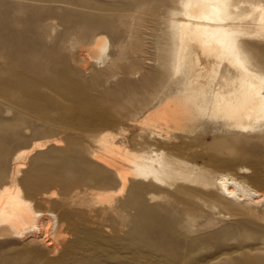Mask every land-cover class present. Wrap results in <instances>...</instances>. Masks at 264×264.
Wrapping results in <instances>:
<instances>
[{
    "label": "rangeland",
    "instance_id": "374dc122",
    "mask_svg": "<svg viewBox=\"0 0 264 264\" xmlns=\"http://www.w3.org/2000/svg\"><path fill=\"white\" fill-rule=\"evenodd\" d=\"M178 7L179 0H0V189L16 187L51 220L53 243L35 231L21 243L0 228V264H264V231L190 181L194 164L201 181L246 168L247 185L264 195V135L243 136L211 118L177 131L156 118L162 141L140 130L182 84L170 75L167 29ZM97 32L108 42L103 52L92 46ZM102 135L190 165L178 168L166 193L146 182L115 193L114 172L92 159L104 152Z\"/></svg>",
    "mask_w": 264,
    "mask_h": 264
},
{
    "label": "bare ground",
    "instance_id": "6f19581e",
    "mask_svg": "<svg viewBox=\"0 0 264 264\" xmlns=\"http://www.w3.org/2000/svg\"><path fill=\"white\" fill-rule=\"evenodd\" d=\"M167 29L172 46L170 75L182 84L175 94L165 96L157 111L140 122V130L149 138L162 141L156 118L170 131L171 124L177 131L183 123L194 125L211 118L243 136L264 135V66H260L264 65V0H179L178 9L169 14ZM92 38L94 49L103 52L107 48L103 32L92 34ZM249 40L257 43L250 44ZM97 142L104 152H94L92 159L99 167L114 172L118 183L115 193H121L129 182L132 185L146 182L166 193L161 188L175 184L183 173L178 168L190 165L171 158L164 150L130 151L113 145L105 135L98 137ZM29 155L27 151L25 157ZM194 165L191 173L195 176L190 181L201 185L198 192L226 204L233 217L244 216L255 228L264 231V212L260 206L264 195L247 185L244 179L250 174L248 169L241 168L237 177L219 174L201 181L196 176L199 169ZM21 167L23 163L16 165V169ZM20 194L16 187L0 189V228L13 231L14 238L21 243L29 237L36 238V234L28 235L30 232L43 233L46 246H52L48 240L51 220L35 212ZM53 194L47 197L55 198ZM211 207L217 208L214 204Z\"/></svg>",
    "mask_w": 264,
    "mask_h": 264
},
{
    "label": "snow or ice",
    "instance_id": "6c2138e0",
    "mask_svg": "<svg viewBox=\"0 0 264 264\" xmlns=\"http://www.w3.org/2000/svg\"><path fill=\"white\" fill-rule=\"evenodd\" d=\"M217 2H218V0H217Z\"/></svg>",
    "mask_w": 264,
    "mask_h": 264
}]
</instances>
